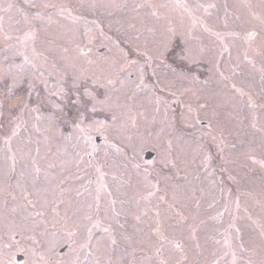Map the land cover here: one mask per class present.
Listing matches in <instances>:
<instances>
[{
	"label": "rangeland",
	"instance_id": "rangeland-1",
	"mask_svg": "<svg viewBox=\"0 0 264 264\" xmlns=\"http://www.w3.org/2000/svg\"><path fill=\"white\" fill-rule=\"evenodd\" d=\"M22 1L0 0V264H138L149 247L138 234L148 226L140 214L148 207L157 212L153 222L169 233L167 240L159 236L153 264H264V49L254 47H264V0H235L239 6L187 0L186 17L229 20L237 13L238 24L223 29L258 30L261 41L248 48L238 39L243 54L239 50L238 64L228 67L216 34L204 33L221 65L207 57L205 65L190 63L186 73L176 67V79L160 83L158 92L134 87L122 75L115 82L108 71L110 81L85 80L91 76L83 69L96 62L79 48L94 41L78 45L69 34L82 40L81 31L98 44L105 37L94 23L56 20L59 14L74 18L72 6L86 16L98 12L104 21L116 13L118 29L136 32L133 23L127 26L131 6L113 12L112 0H99L95 11L89 10L93 0ZM165 8L180 25L176 7ZM123 39L134 45L137 35ZM248 51L249 64L240 63ZM57 78L72 82L59 80L70 89ZM129 141L138 145H121ZM161 143L170 144L168 154ZM153 145L165 152L156 166L139 161L143 149L155 154ZM95 212L107 229L91 234L86 245ZM233 243L239 258L231 253Z\"/></svg>",
	"mask_w": 264,
	"mask_h": 264
},
{
	"label": "flooded vegetation",
	"instance_id": "flooded-vegetation-1",
	"mask_svg": "<svg viewBox=\"0 0 264 264\" xmlns=\"http://www.w3.org/2000/svg\"><path fill=\"white\" fill-rule=\"evenodd\" d=\"M19 1L21 2L22 5H25L23 4L22 0ZM160 2H162L164 6ZM185 3L187 4V0H112L111 5L113 7V12H117L116 9L123 10V6L125 4L132 7L131 13L134 12V18L131 19L129 22H127V26L132 27V23H133L134 28H140L136 32H134L129 28L118 29L117 27L119 26L122 19L118 17L116 13H114L113 19L108 18L106 21H104L102 16L98 14V12L96 13L93 12V14L88 12L86 16V10H84L85 12L84 11L79 12L71 6V10L75 12L73 16H70V17H74V18H70L71 22L77 23L78 20H81L85 23L83 27L88 26L89 23H94L99 27V31L97 32L103 34L105 37L104 38L105 42H100L98 44V42L93 37H89L88 35H86L81 31L80 34L82 36V40H79L77 38V34H73L72 32L71 34H69V36L74 35L76 37L79 43L78 45H83L84 43H88L91 40L94 41V45L92 46L86 45V46H81V48H79V50H81L84 57H90L94 59L96 62V65L94 67H88L86 69H83V71H88V75L91 76L89 78L84 77V79L94 84H98L106 80L110 81L111 79L107 77L108 74L106 73V71H108L110 72L109 76H113L115 82H117L119 78L123 76L126 79V83L128 81L134 87H136V85H143L146 89L153 88V92H158L156 90V87L158 89V85L160 83H162L163 81H170L169 80L170 77H174L173 79H176L177 76L173 74L176 67H180V69L185 70L186 73V70L190 68V63L195 64L196 62L197 63L200 62L201 66L205 65V61L207 60V57L208 58L213 57L209 59L212 61L216 60V62H218L219 65H221V59L215 57L217 54H219L217 47L215 45L211 47L212 42L208 39V37L203 36L204 33L212 32L216 34V39H219L220 40L219 42L222 44V49H223L222 53L226 55L225 59L227 64L229 65L228 67L238 64L237 54L239 50H241V54H243V50L239 48L238 39H241V45H244V42L247 41L248 48L254 45L256 42L261 41V35L260 32H258V30L247 31L245 32V34H243L240 31H239L240 33L237 32L236 29L229 31L223 29L225 27L224 23L231 22L232 24L234 23L238 24L240 20H238L237 13L234 14L235 16L233 15L234 19L229 18V20L221 19L220 17L222 16H220L215 20L208 18V17L214 18L213 15L210 16L202 15L203 19H201L200 16L199 19H196L195 15H193L191 12H190L191 14L188 12V16L186 17V15L184 14V7L186 6ZM233 3L238 4V2L235 0H233ZM99 4H100L99 0H93L92 5L90 4L91 7L89 8V10H94V11L98 10L100 7ZM165 7H168L169 9H173L174 7H176L177 13L175 16L178 15L181 17L180 25L176 24L175 21L172 24L170 18L174 14L172 13L170 14ZM250 7H252V5H250ZM164 12H168V13H164ZM159 15L160 17H164V18H160ZM247 21L248 19L246 18L243 22H247ZM175 24L177 29H175L172 26ZM144 25H146L145 28L143 27ZM89 26L95 28L94 25H89ZM238 26L239 25H237L236 27ZM93 28L89 30L95 31V29ZM93 31H86V32L90 33ZM133 33L134 35L135 34L137 35V40L134 41L135 42L134 45H131L129 41H126V39L123 38L129 34L132 35ZM158 39H159V44L156 45V40ZM258 45L259 44H256L254 47L261 52L264 49V47L258 48L257 47ZM228 55L229 57H227ZM235 55H236V60H234ZM250 55H252V53L248 51L246 56L245 57L243 56V60L240 63L245 65L249 64L248 60ZM259 58H260L259 64L260 61L264 64V60H262L261 55ZM69 62L71 64V55H70V61H66L65 65H70ZM254 63H255L254 61H251L252 67H254ZM159 67L160 69L158 70ZM161 68H164V70ZM102 70L104 71V74L101 73L99 78H95L96 73H98L96 71H102ZM157 70L158 73L160 74H156ZM129 71L133 73H130ZM83 74L84 76L86 75L84 72ZM127 75H129L130 77L129 78L126 77ZM222 75L223 73L221 72L220 74L221 78ZM159 95L161 96V94ZM121 145L124 146L129 145L132 146V148L134 149V147L138 144L129 141L127 143L122 142ZM161 145L162 147L160 148L166 150V153L168 154L169 153L168 151L170 150V144L161 143ZM163 145H165V147H163ZM155 150L156 152L154 154L152 148L143 149L142 156H145V153L147 151L151 152L153 156H151L148 159L140 158L139 161H143V163L152 162L153 164L157 162L159 160V156L164 155L165 152H160L161 149L157 147H155ZM219 151H222L220 155L221 154L223 155L224 159L228 162V164H230L233 161V159L230 157V154L226 152V149L224 147H220ZM163 165L164 164H162V166ZM153 166L156 165L154 164ZM225 185H227L229 189L230 188L234 189L231 182H226ZM238 201H239L238 197H236V200L233 202L235 204L231 209V211L234 212V216L237 213V210L239 209L237 205ZM95 213H96V217H93L94 222H91V225L89 224V226L91 227L87 229L86 237L84 239L86 245H90L92 243L90 237L91 234H94L96 231L101 233L107 229L105 226H101L99 223V221H101L104 224V222L100 219L98 215L99 212H95ZM140 214L143 215L142 219L145 220L148 226L146 229H142L141 227L138 228L139 238L141 239L140 241H144V244L146 243L145 246L148 245L149 247H148V251L144 248L145 252L141 253L142 252L141 251L138 254L137 256L138 264H141V262H143L144 260H149L147 264H153L154 256L158 257L159 251L156 250V247L158 245L159 236L162 237L165 236V240H167L166 236L169 235V233L164 229H159L156 223L153 222V220H156L158 218L157 212L153 207H148L147 211H140ZM58 215L60 217H63V215L61 214ZM96 220H97V227L96 226L93 227L92 225L95 224ZM233 223L234 220L230 222V226L233 225ZM64 225L65 223H63V226ZM74 232L75 231H73L72 235L76 237ZM108 234L110 235L109 232ZM170 235H172V233ZM74 240H76V243L75 244L73 243V245L75 246L77 244L75 248L79 247L80 242L78 241V239L75 238ZM82 244L83 243H81V245ZM121 246L124 247L123 248L124 251L128 254L130 250L129 251L127 250L125 244H121ZM62 248H65V245ZM61 249H59V251ZM219 251L221 252V250ZM235 251H236L235 256L239 258V251L235 248V244L233 243L231 248V253H234ZM88 254L89 252H86L85 257L87 263H89V257H90V255L88 256ZM238 258H237V262H239ZM92 259L93 257L90 258V260ZM184 263L186 264L185 261Z\"/></svg>",
	"mask_w": 264,
	"mask_h": 264
},
{
	"label": "bare ground",
	"instance_id": "bare-ground-1",
	"mask_svg": "<svg viewBox=\"0 0 264 264\" xmlns=\"http://www.w3.org/2000/svg\"><path fill=\"white\" fill-rule=\"evenodd\" d=\"M91 5H92V3H90ZM67 17H69V16H66L65 14L64 15H58V17L56 18V20L58 21L59 19H62L66 24L69 22L68 21V19H70V18H67ZM160 18H164V17H160ZM156 27V26H155ZM54 67H56V66H54ZM64 67V66H63ZM70 68L71 67H74V66H69ZM69 68V69H70ZM68 69V70H69ZM66 78V77H65ZM62 81V82H68V85H72V82H70L69 80L67 81V80H63V79H60V78H57V79H55V81H58V82H60V81ZM74 80V79H73ZM75 81H77V80H75ZM62 82H60V84H62V85H65V84H63ZM76 83H80V81H77ZM68 85H65L67 88H69V86ZM70 89V88H69ZM128 183H130V182H128ZM128 183L127 182H125L124 184L125 185H128ZM126 190V188H124L123 189V191H125ZM165 194H168V193H165Z\"/></svg>",
	"mask_w": 264,
	"mask_h": 264
},
{
	"label": "water",
	"instance_id": "water-1",
	"mask_svg": "<svg viewBox=\"0 0 264 264\" xmlns=\"http://www.w3.org/2000/svg\"><path fill=\"white\" fill-rule=\"evenodd\" d=\"M96 141H98L97 138H96ZM151 156H152L151 153H147V154L145 155V158L148 159V158H150ZM16 259H17V260H21V257H20V256H17Z\"/></svg>",
	"mask_w": 264,
	"mask_h": 264
}]
</instances>
